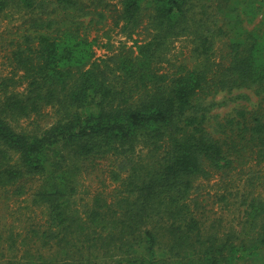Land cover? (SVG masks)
Instances as JSON below:
<instances>
[{
  "label": "trees",
  "instance_id": "obj_1",
  "mask_svg": "<svg viewBox=\"0 0 264 264\" xmlns=\"http://www.w3.org/2000/svg\"><path fill=\"white\" fill-rule=\"evenodd\" d=\"M107 5L0 0V19L23 22L0 43V189L21 198L35 183L29 205L45 213L19 260L5 261L0 233V264H264V200L224 235L191 207L197 180L264 163V0H118L121 33L147 22V36L98 61L84 24L104 25ZM179 39L190 63L169 71ZM245 90L253 110L215 113L217 96ZM101 161L121 190L83 216L79 177Z\"/></svg>",
  "mask_w": 264,
  "mask_h": 264
},
{
  "label": "rangeland",
  "instance_id": "obj_2",
  "mask_svg": "<svg viewBox=\"0 0 264 264\" xmlns=\"http://www.w3.org/2000/svg\"><path fill=\"white\" fill-rule=\"evenodd\" d=\"M108 1L111 3L106 6L110 10H107L109 17L105 20L104 25L95 22L88 23L91 18L86 19L84 24L86 36L90 41L96 42L94 51L98 61L108 60L121 47V44L133 47L135 41H143L147 36L145 28L147 22H144L143 26L134 31L131 36L127 37L122 34L121 29L110 18L116 10L115 7H119L118 0H107V3ZM22 25L23 22L0 19V43L7 41L8 45L13 40L11 39L14 37L13 34ZM190 52L191 45L188 40L175 41L168 56L170 63L164 67H167L169 71H175L180 64H189ZM8 71L3 56L0 54V73L7 75ZM238 95H245L249 100L232 101ZM216 101L223 103L215 110V113L221 117L228 115L235 108L244 107L253 110L259 104V99L252 91L247 90L219 95ZM27 126L29 127L26 122L23 123V127ZM134 159L141 165H146L150 158L147 151L138 149ZM92 164L88 163L84 167L85 170L79 177L78 193L75 198L76 208L83 216L98 193L111 199L118 189L121 190V186L114 184L110 176V170L115 163L112 161H101L99 164L95 162L94 168ZM34 187L35 183H28L25 189L29 191L26 196L21 198L15 196L12 190L7 193L0 189V233L4 238V248L6 249L4 259L7 263L15 259L14 253L17 260L21 258L24 248L29 247L26 244L30 242L29 239L23 240L26 237H31V229L41 227L45 221L43 209L29 205V193ZM253 198L264 200V163H251L227 175L215 174L209 180H197L191 196V207L195 217L203 223L209 233L212 229L211 232L216 231L219 235H224L234 229L241 228L245 221L246 203H249ZM11 245L15 247L14 250L9 248ZM94 261H100V258Z\"/></svg>",
  "mask_w": 264,
  "mask_h": 264
}]
</instances>
